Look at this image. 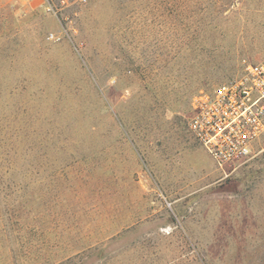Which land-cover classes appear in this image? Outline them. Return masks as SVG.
I'll return each instance as SVG.
<instances>
[{"label":"rangeland","instance_id":"obj_1","mask_svg":"<svg viewBox=\"0 0 264 264\" xmlns=\"http://www.w3.org/2000/svg\"><path fill=\"white\" fill-rule=\"evenodd\" d=\"M50 2L0 0V264H264V134L222 170L188 128L264 0Z\"/></svg>","mask_w":264,"mask_h":264},{"label":"built area","instance_id":"obj_2","mask_svg":"<svg viewBox=\"0 0 264 264\" xmlns=\"http://www.w3.org/2000/svg\"><path fill=\"white\" fill-rule=\"evenodd\" d=\"M188 128L222 170L254 155L264 134V60L246 63L232 80L196 95Z\"/></svg>","mask_w":264,"mask_h":264}]
</instances>
